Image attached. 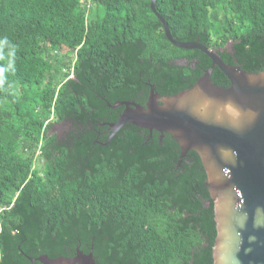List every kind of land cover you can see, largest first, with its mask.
Wrapping results in <instances>:
<instances>
[{
    "label": "trees",
    "instance_id": "obj_1",
    "mask_svg": "<svg viewBox=\"0 0 264 264\" xmlns=\"http://www.w3.org/2000/svg\"><path fill=\"white\" fill-rule=\"evenodd\" d=\"M150 2L0 0V264L73 256L78 245L97 264H213L198 154L179 161L170 134L132 124L107 141L123 109L107 103L144 105L150 85L174 95L211 66L167 40ZM155 9L176 41L230 43L223 61L264 69V0H156Z\"/></svg>",
    "mask_w": 264,
    "mask_h": 264
},
{
    "label": "water",
    "instance_id": "obj_2",
    "mask_svg": "<svg viewBox=\"0 0 264 264\" xmlns=\"http://www.w3.org/2000/svg\"><path fill=\"white\" fill-rule=\"evenodd\" d=\"M150 8L162 24L165 37L183 49H198L211 66L190 88L174 95H160L150 85L144 105L134 101L107 103L122 111L109 123V141L125 124L170 134L180 148L179 161L195 151L206 174L213 203L216 237L213 264H264V69L252 73L222 60L219 51L198 41H176L165 19ZM231 53V52H230ZM187 65L186 59H176ZM193 62L191 66L194 67ZM217 67L227 77L228 86L213 83ZM31 264H97L92 247L73 256L33 258Z\"/></svg>",
    "mask_w": 264,
    "mask_h": 264
},
{
    "label": "flooded vegetation",
    "instance_id": "obj_3",
    "mask_svg": "<svg viewBox=\"0 0 264 264\" xmlns=\"http://www.w3.org/2000/svg\"><path fill=\"white\" fill-rule=\"evenodd\" d=\"M226 49V51L229 53V54H233V51H232V47H231V44L230 43H228L227 45H225L223 48H215V49H217L218 51H220V53H222L224 50L223 49ZM231 52V53H230ZM182 59H186V61H187V58H182ZM233 61L235 62L236 61V59L235 58H233ZM193 63H196V61L195 60H193ZM59 125V127H58V129L56 130L55 128H57V126L54 128V130L55 131H57V133H58V135H61L62 134V132L65 130V129H67V125L66 126H63V125H61L60 123L58 124Z\"/></svg>",
    "mask_w": 264,
    "mask_h": 264
},
{
    "label": "rangeland",
    "instance_id": "obj_4",
    "mask_svg": "<svg viewBox=\"0 0 264 264\" xmlns=\"http://www.w3.org/2000/svg\"><path fill=\"white\" fill-rule=\"evenodd\" d=\"M56 48H57V47H56ZM65 51H66L65 48H62L61 51H60V54H61V55H64ZM56 126H57V128H55ZM56 126H54L53 128H55V129L57 130L58 127H59V125L57 124Z\"/></svg>",
    "mask_w": 264,
    "mask_h": 264
}]
</instances>
